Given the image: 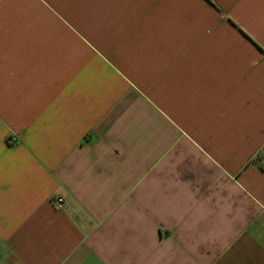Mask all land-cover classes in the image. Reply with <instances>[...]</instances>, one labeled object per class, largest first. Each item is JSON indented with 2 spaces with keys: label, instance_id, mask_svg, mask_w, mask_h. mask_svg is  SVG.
<instances>
[{
  "label": "crops",
  "instance_id": "crops-1",
  "mask_svg": "<svg viewBox=\"0 0 264 264\" xmlns=\"http://www.w3.org/2000/svg\"><path fill=\"white\" fill-rule=\"evenodd\" d=\"M0 264H264V0H0Z\"/></svg>",
  "mask_w": 264,
  "mask_h": 264
},
{
  "label": "built area",
  "instance_id": "built-area-1",
  "mask_svg": "<svg viewBox=\"0 0 264 264\" xmlns=\"http://www.w3.org/2000/svg\"><path fill=\"white\" fill-rule=\"evenodd\" d=\"M9 139L12 138V135H10V137H8ZM53 203L55 204L56 207H60L61 205V197L59 196H55L53 199Z\"/></svg>",
  "mask_w": 264,
  "mask_h": 264
}]
</instances>
